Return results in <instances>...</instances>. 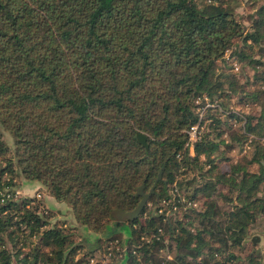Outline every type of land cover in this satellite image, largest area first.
<instances>
[{"label": "trees", "instance_id": "16d2710c", "mask_svg": "<svg viewBox=\"0 0 264 264\" xmlns=\"http://www.w3.org/2000/svg\"><path fill=\"white\" fill-rule=\"evenodd\" d=\"M208 103L210 130L192 154L188 131ZM222 144L249 149L228 161L214 156ZM177 176L185 202L164 220L157 209ZM18 179L72 222L16 196ZM142 184L153 206L121 237L112 212L134 209ZM260 216L264 0H0V264H99L90 259L116 240L127 250L113 247L107 264H264L255 250L235 253ZM79 226L97 238L88 248Z\"/></svg>", "mask_w": 264, "mask_h": 264}, {"label": "rangeland", "instance_id": "374dc122", "mask_svg": "<svg viewBox=\"0 0 264 264\" xmlns=\"http://www.w3.org/2000/svg\"><path fill=\"white\" fill-rule=\"evenodd\" d=\"M245 13H247V10L244 6H240L237 9V15L238 18L244 23V25H247L248 22L244 19L245 17ZM234 68L233 71L234 72H238L239 71V65L236 64L235 62L232 63ZM247 72V71H246ZM251 74V73H249ZM208 107H213V104L208 103L207 105L203 106L202 108L198 109L199 111V115L202 118L203 123H198L196 124L195 130H194V136L193 139L191 140L192 145L194 144V142L198 139V137L200 135L203 136V132H208L210 129L208 127V123L212 120L209 116V118L205 119L206 116L208 115L207 113V108ZM209 115H213V112L209 113ZM224 113L220 116V118L222 120H225L228 122V118L224 117ZM228 124L233 128H238L241 124L240 121H236L235 119H230V121L228 122ZM227 124V125H228ZM226 139H228V136L223 135ZM2 138L4 139V141H6L9 146L12 145V141L10 139V137L8 136L7 133L2 132ZM5 142V143H6ZM6 143V144H7ZM249 149V146L245 145V146H235L233 148H228L225 145H221L219 147V151H217L214 156L219 155V152L223 151V153L225 152V155L228 157V161L230 160H236L237 158H240L247 150ZM190 152L193 154V149L192 147L190 148ZM222 155V154H221ZM220 157V156H218ZM228 162L223 163L222 164V168L224 169H228ZM255 169L254 166L251 167V170ZM191 175H189L188 177H190ZM182 176H177L176 179L174 180V182L176 183L179 179H181ZM17 184L18 187L16 188V196L18 197H33L34 199H36L37 201H41V203L49 208L52 213L54 214L53 218H52V222H65L67 225H69L72 222V216L70 214L69 209L67 208V206H65L63 203H59L57 201H55L53 199V197L49 196L46 192V190L39 186L38 184H29L23 180H17ZM172 183L169 184L167 191L169 193L170 189H171ZM200 205L202 201H199ZM197 206L199 205V203H196ZM147 205L149 206H153V203H147ZM145 217V216H144ZM128 224L126 223L123 227H121L120 229L122 232V236L121 237H126L127 234L129 233L128 228H126ZM114 226V220L113 223L110 224L109 228L113 229ZM109 233V232H108ZM102 239V241H105L107 239V235L106 234H100L99 235ZM85 247H90L95 241H96V236L95 234L90 233L89 231H87L84 227H78V238H77ZM254 240V243H253ZM252 250H255L256 252H260L262 254V258L264 259V216H260L258 218V220L255 222V224L252 226V228L249 230V234L248 237L246 238L245 241V248L243 250H238L235 253L237 255H239L240 257L244 258L246 256L247 253H251L253 252ZM99 251H97L94 255L96 256V260L100 261L101 259V255L98 253ZM161 256V255H160ZM112 264H119V262L117 263V261H113Z\"/></svg>", "mask_w": 264, "mask_h": 264}, {"label": "built area", "instance_id": "2783aa9c", "mask_svg": "<svg viewBox=\"0 0 264 264\" xmlns=\"http://www.w3.org/2000/svg\"><path fill=\"white\" fill-rule=\"evenodd\" d=\"M195 126V125H194ZM194 126H192L191 128H190V130L188 131V135H189V137H188V142H187V146L189 147V150H190V148L192 147V149H193V145H192V143H191V140L193 139V136H194V130H195V127ZM191 151V150H190ZM175 185H176V183H174L172 186H171V189H170V191H169V195H170V199H163L162 201H161V203H160V206H159V208L157 209V212L158 213H164V217H163V219L165 220L169 215H171L174 211H176L177 209H178V206H177V204L175 203V201H176V197L178 198L177 199V201L178 202H185V198H184V196H182L178 191H177V189L175 188ZM187 203V205L186 206H195L196 204L195 203H191L190 201H187L186 202ZM184 208H186V207H184ZM141 239H143V237L141 238ZM145 240L147 241V242H149L150 241V239L148 238H145ZM115 242H117V240L115 241ZM114 242V243H115ZM114 243H111L110 242V244H109V246L107 247V252H105L106 254H104L102 257H101V259H100V261H97L96 260V258H91L90 259V263H97V262H99V264H107V261L109 260V258H110V255L112 254V248L114 247L115 248V250L118 252V257H121L125 252H126V250H127V247L125 246V245H114ZM133 252H135V251H133ZM166 258L168 259V260H170L171 259V255H167L166 256ZM162 264H166L165 262H163Z\"/></svg>", "mask_w": 264, "mask_h": 264}, {"label": "water", "instance_id": "95a60500", "mask_svg": "<svg viewBox=\"0 0 264 264\" xmlns=\"http://www.w3.org/2000/svg\"><path fill=\"white\" fill-rule=\"evenodd\" d=\"M136 138H137V141L145 147V149L148 148V144L146 141L147 139H146L145 134L137 133ZM161 174H162V170H160V172L158 173L157 180L161 178ZM144 188L145 186L144 184H142L136 189V192L134 195L140 196V200L134 209L130 211H122L119 209L113 210L112 214H113V218L115 219L116 226L123 227L128 221H133L139 217L142 209L144 208V206H146L150 196L154 194L153 187L147 192H145ZM253 243H254V240H253Z\"/></svg>", "mask_w": 264, "mask_h": 264}]
</instances>
